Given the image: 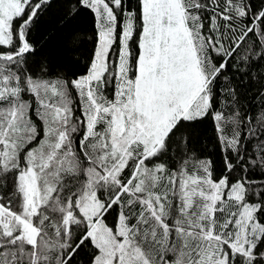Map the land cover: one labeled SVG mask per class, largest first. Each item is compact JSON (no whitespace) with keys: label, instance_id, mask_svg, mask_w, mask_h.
Here are the masks:
<instances>
[{"label":"snow or ice","instance_id":"snow-or-ice-1","mask_svg":"<svg viewBox=\"0 0 264 264\" xmlns=\"http://www.w3.org/2000/svg\"><path fill=\"white\" fill-rule=\"evenodd\" d=\"M51 3L0 0V264H264V0H65L71 72Z\"/></svg>","mask_w":264,"mask_h":264},{"label":"trees","instance_id":"trees-1","mask_svg":"<svg viewBox=\"0 0 264 264\" xmlns=\"http://www.w3.org/2000/svg\"><path fill=\"white\" fill-rule=\"evenodd\" d=\"M65 0H52L51 5L39 19L33 29V39L38 44H43L41 55H46L53 66H62L73 71L66 56L67 37L73 30L88 32L91 30L92 19L86 12H81L71 20L66 19ZM249 96L255 93L257 86H246ZM199 148L200 145L197 144ZM211 147V145H209Z\"/></svg>","mask_w":264,"mask_h":264}]
</instances>
